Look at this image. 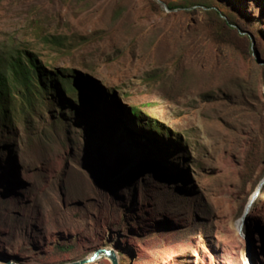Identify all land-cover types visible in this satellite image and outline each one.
<instances>
[{"label":"rangeland","instance_id":"rangeland-1","mask_svg":"<svg viewBox=\"0 0 264 264\" xmlns=\"http://www.w3.org/2000/svg\"><path fill=\"white\" fill-rule=\"evenodd\" d=\"M19 52L44 90L10 77L0 108V264H264V185L237 228L264 174V0H0Z\"/></svg>","mask_w":264,"mask_h":264},{"label":"trees","instance_id":"trees-1","mask_svg":"<svg viewBox=\"0 0 264 264\" xmlns=\"http://www.w3.org/2000/svg\"><path fill=\"white\" fill-rule=\"evenodd\" d=\"M44 43H53L55 46H65V43L60 40V36L56 35L44 36ZM65 47L67 48V46ZM1 61H3V70L0 67V108L1 106H4L3 100L9 104V88L11 83L10 77L13 78V80H16L24 89L30 88L31 93L43 94L44 86L40 81V75L42 74L34 54L19 52L16 55H10L9 57L6 56L4 60L3 58H0V62ZM121 93L128 97L126 91H121ZM3 114L4 113H1L2 117Z\"/></svg>","mask_w":264,"mask_h":264},{"label":"water","instance_id":"water-1","mask_svg":"<svg viewBox=\"0 0 264 264\" xmlns=\"http://www.w3.org/2000/svg\"><path fill=\"white\" fill-rule=\"evenodd\" d=\"M263 185H264V174H263L261 180L256 185L254 191L252 192V195H250L251 197H250L247 205L244 207V210H243L242 215L240 217V222L237 226L239 231L242 230V226L246 221L249 209L252 206V204L255 201L258 194L260 193V190H261ZM102 256L107 257L110 260V264H118V259H117V256H116L114 249L109 248V247H107V248L106 247L96 248L89 256H87L85 258L77 259L74 261H69V262H66L63 264H87V263H90L91 261H94L97 258H100ZM5 262H7L9 264H13L10 261H5Z\"/></svg>","mask_w":264,"mask_h":264},{"label":"bare ground","instance_id":"bare-ground-1","mask_svg":"<svg viewBox=\"0 0 264 264\" xmlns=\"http://www.w3.org/2000/svg\"><path fill=\"white\" fill-rule=\"evenodd\" d=\"M263 90H264V86H263ZM251 195H252V193H251ZM250 197H251V196H250ZM250 197H249V199H250ZM249 199L247 200V202H246L245 206L247 205V203H248ZM239 222H240V220H239ZM238 224H239V223H238ZM106 248H107V247H106ZM109 248H111V247H109Z\"/></svg>","mask_w":264,"mask_h":264}]
</instances>
